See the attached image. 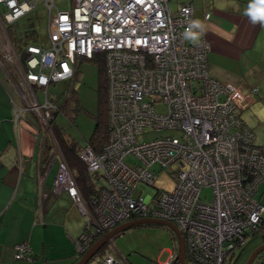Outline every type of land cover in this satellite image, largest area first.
<instances>
[{
  "label": "built area",
  "instance_id": "built-area-1",
  "mask_svg": "<svg viewBox=\"0 0 264 264\" xmlns=\"http://www.w3.org/2000/svg\"><path fill=\"white\" fill-rule=\"evenodd\" d=\"M168 1L72 0L71 9L62 10L55 0H42L48 44L32 42L18 50L3 38L0 63L8 65L10 82L34 113L45 140L58 108L55 97L49 96V85L70 81L72 87L78 58L101 55L104 60L107 141L100 152L87 144L77 151L87 169L100 171L106 181L91 205L82 199L51 136L50 163L58 161L53 189H65L87 215L75 239L77 253L88 248L93 235L120 222L155 218L170 221L181 231L184 264H223L229 250L264 227V203L257 197L264 182V153L240 115L257 88L211 77L203 34L196 44L183 38L188 23L197 20L191 3L181 0L173 12ZM36 4L37 0H0V27ZM208 17L204 13L202 24ZM158 105L164 109L158 110ZM22 110L15 106V120ZM129 155L133 162L125 159ZM173 163L176 167L170 168ZM164 169L174 180L171 190L137 191L140 183L153 186ZM13 249L14 259H31L27 241L17 242ZM176 254L177 248L158 264L179 262ZM96 264L130 263L108 252Z\"/></svg>",
  "mask_w": 264,
  "mask_h": 264
},
{
  "label": "crops",
  "instance_id": "crops-1",
  "mask_svg": "<svg viewBox=\"0 0 264 264\" xmlns=\"http://www.w3.org/2000/svg\"><path fill=\"white\" fill-rule=\"evenodd\" d=\"M180 1H168L173 12ZM188 1L195 19L202 21L209 13L203 21L209 75L257 88L240 115L264 150V25L245 16L249 0ZM15 106L23 108L17 120ZM43 143L37 118L11 84L8 65L0 63V264L76 261L75 239L84 228L83 213L65 189H53L58 161L50 163L53 149ZM22 240L29 243L30 260L13 257L14 245ZM172 251L168 249V257Z\"/></svg>",
  "mask_w": 264,
  "mask_h": 264
},
{
  "label": "rangeland",
  "instance_id": "rangeland-1",
  "mask_svg": "<svg viewBox=\"0 0 264 264\" xmlns=\"http://www.w3.org/2000/svg\"><path fill=\"white\" fill-rule=\"evenodd\" d=\"M55 4L59 9L68 10L72 7V0H55ZM10 37L14 40L15 46L18 50H23L27 44L32 42L42 45L48 44L47 8L42 0H37V4L32 10L15 20L13 23L5 24L4 29L0 27V45L3 38L10 39ZM3 54L4 50L3 46L1 45V59H3ZM72 82V89H74L77 93L80 110L75 113L73 119L71 120L65 117L62 113H58V115H56V121L64 128L65 133L70 138L81 144L89 138L94 126L93 113L96 112L97 108L96 87L98 83L97 66L95 62L92 60L78 58L76 76ZM69 83L70 81H58L51 83L48 88L49 96H54L58 103L61 102L68 91V87H71L69 86ZM37 93L39 100L43 101V95L40 90ZM157 109L163 110L164 106L158 105ZM170 132L173 131H155L152 133H145L140 138L145 140L155 135H166ZM174 132L178 134V131ZM47 135V140L51 145H54L53 141H56V139L54 138L52 132L51 135ZM51 136L54 140L51 138ZM125 159L129 162H133L134 157L129 155ZM174 167H176V163H173L170 166V168ZM98 172L101 173L100 171ZM103 179L105 181L104 177ZM173 186L174 180L169 175L168 169H164L158 173L153 186L140 183L138 185L137 191L141 189L144 194H152L156 188L171 190ZM259 189L261 190V193L257 194V197H259L260 201L264 202V182L263 184H259ZM100 190L101 189H99L95 195L96 198H99L98 193L101 194ZM81 206L83 208L86 207L84 203H82ZM83 219V224H85L87 220L86 214H83ZM147 224L153 223L144 222L140 225H134L116 232L115 235L107 240L86 263L96 264L108 252H112L116 257L123 261L125 259L126 262L130 264H158L159 262L164 261L168 258V249L177 248L178 238L168 226ZM111 228H107L104 231L97 233L95 236H98L99 238ZM263 243L264 228H261L255 231L253 234L248 235L241 246L236 247L233 251L228 252L223 264H246L253 250ZM74 254V258L76 259L74 264H76L80 257L76 255L75 251ZM176 261L179 260L176 258ZM68 262L70 261L58 260L53 262L48 261L47 264H67ZM37 264H41V262L38 261ZM251 264H264V249L259 252Z\"/></svg>",
  "mask_w": 264,
  "mask_h": 264
},
{
  "label": "trees",
  "instance_id": "trees-1",
  "mask_svg": "<svg viewBox=\"0 0 264 264\" xmlns=\"http://www.w3.org/2000/svg\"><path fill=\"white\" fill-rule=\"evenodd\" d=\"M86 60H92L93 62H95L97 66V77H98V83L96 87L97 108H96V112L93 113L94 126L89 138L84 143L79 144L78 142L70 138L65 133L64 128L61 125H59L55 120V116L58 113H62L65 117L71 120L73 119L75 113L80 110L79 107L80 104L77 93L74 89H72V87L68 89L64 99L59 103L57 102L58 108L53 112V118L50 120V128L60 148L62 156L67 162L76 180V183L78 185L83 200L88 205H91V201L95 198V195L97 194L99 189L104 187L106 184L103 179V175L101 173L90 172L87 169L85 162L82 159H80V157L77 155V151L82 145L87 144L93 149L94 152H100L107 141L108 124H107V99H106V73H105L104 60L101 55H97V56L95 55L93 58ZM43 144L47 148H52V145L47 140V138L44 140ZM261 151L264 153V150L261 149ZM52 156H53V152H52ZM147 225H154V224H147ZM97 238L98 236L93 235V237L89 242L88 247ZM83 252L79 253L78 256L80 257L83 254ZM174 264H178V262H175Z\"/></svg>",
  "mask_w": 264,
  "mask_h": 264
},
{
  "label": "water",
  "instance_id": "water-1",
  "mask_svg": "<svg viewBox=\"0 0 264 264\" xmlns=\"http://www.w3.org/2000/svg\"><path fill=\"white\" fill-rule=\"evenodd\" d=\"M26 55V52H22L20 54L21 59H24ZM153 223V224H159V225H165L168 226L172 231L176 234L178 238V246H177V254L176 258L179 260V264H184L182 255L184 253L185 245H184V239L181 234V231L178 229V227L173 224L170 221L167 220H160L155 218H135L130 219L127 221H123L115 226H113L111 229L106 231L104 234H102L98 239H96L80 256V258L77 260L76 264H85L88 262V260L98 251L99 248H101L104 243L112 238V236L115 235L116 232L129 228L134 225H138L141 223ZM264 249V243L256 247L253 252L251 253L250 257L248 258L246 264H251L253 259L256 257V255Z\"/></svg>",
  "mask_w": 264,
  "mask_h": 264
},
{
  "label": "clouds",
  "instance_id": "clouds-1",
  "mask_svg": "<svg viewBox=\"0 0 264 264\" xmlns=\"http://www.w3.org/2000/svg\"><path fill=\"white\" fill-rule=\"evenodd\" d=\"M245 16L253 24L264 25V0H249ZM202 34H206L202 22L191 20L183 33V38L189 43L196 44Z\"/></svg>",
  "mask_w": 264,
  "mask_h": 264
},
{
  "label": "bare ground",
  "instance_id": "bare-ground-1",
  "mask_svg": "<svg viewBox=\"0 0 264 264\" xmlns=\"http://www.w3.org/2000/svg\"><path fill=\"white\" fill-rule=\"evenodd\" d=\"M247 236H248V235H247ZM247 236H246V237H247ZM246 237H245V238H246ZM245 238H244V240H245ZM243 242H244V241H243ZM240 245H242V244H240ZM240 245H239V246H240ZM239 246H237V247H239ZM235 248H236V247H235ZM235 248H234V249H235ZM234 249H232V250H234ZM232 250H231V251H232ZM229 251H230V250H229ZM229 251H228V252H229ZM228 252H227L225 255H227ZM225 257H226V256H225ZM224 259H225V258H224Z\"/></svg>",
  "mask_w": 264,
  "mask_h": 264
},
{
  "label": "flooded vegetation",
  "instance_id": "flooded-vegetation-1",
  "mask_svg": "<svg viewBox=\"0 0 264 264\" xmlns=\"http://www.w3.org/2000/svg\"><path fill=\"white\" fill-rule=\"evenodd\" d=\"M260 252H261V251H260ZM258 254H259V253H258ZM258 254H257V255H258ZM257 255H256V256H257Z\"/></svg>",
  "mask_w": 264,
  "mask_h": 264
}]
</instances>
